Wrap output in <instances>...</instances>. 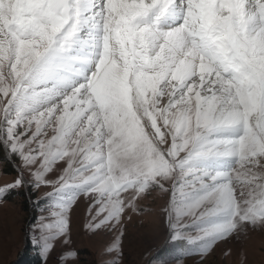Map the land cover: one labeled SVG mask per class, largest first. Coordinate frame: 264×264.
Segmentation results:
<instances>
[{
  "label": "snow or ice",
  "instance_id": "6c2138e0",
  "mask_svg": "<svg viewBox=\"0 0 264 264\" xmlns=\"http://www.w3.org/2000/svg\"><path fill=\"white\" fill-rule=\"evenodd\" d=\"M0 147L45 254L81 197L110 264L153 192L181 257L264 231V0H0Z\"/></svg>",
  "mask_w": 264,
  "mask_h": 264
},
{
  "label": "rangeland",
  "instance_id": "374dc122",
  "mask_svg": "<svg viewBox=\"0 0 264 264\" xmlns=\"http://www.w3.org/2000/svg\"><path fill=\"white\" fill-rule=\"evenodd\" d=\"M20 163L18 158L10 160L0 147V187L15 181L18 176L15 166ZM7 164L16 173L6 174ZM24 176L32 180L30 172L25 171ZM51 190L48 186L34 188L28 185L12 189L0 198V264L15 262L27 245L32 247V254H39L41 264H110L114 254L107 253L106 246L114 233L97 231L93 234L86 227L91 219L88 211L91 201L85 197L79 198L70 211L67 244L63 242L64 238L51 241L53 248L45 254L40 244L33 243L34 232L39 235L35 227L37 221L49 217L50 201L45 194ZM168 202V195L157 192L138 201L139 208L147 211L130 213L132 219L125 225L122 264H150L154 257L164 260L165 264H264V231L252 229L239 239L230 238L218 243L203 259L199 255L181 257L179 249L188 245L186 241L174 242L169 238L163 212ZM68 251L77 255L62 261L60 257Z\"/></svg>",
  "mask_w": 264,
  "mask_h": 264
},
{
  "label": "trees",
  "instance_id": "16d2710c",
  "mask_svg": "<svg viewBox=\"0 0 264 264\" xmlns=\"http://www.w3.org/2000/svg\"><path fill=\"white\" fill-rule=\"evenodd\" d=\"M6 174L16 173V170L7 164ZM26 208V206H24ZM32 247L27 245L18 257V259L12 264H41L42 260L38 253H31Z\"/></svg>",
  "mask_w": 264,
  "mask_h": 264
}]
</instances>
